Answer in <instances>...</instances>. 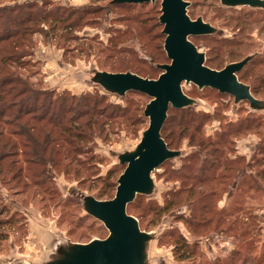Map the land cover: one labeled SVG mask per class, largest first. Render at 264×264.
Here are the masks:
<instances>
[{
    "label": "trees",
    "instance_id": "1",
    "mask_svg": "<svg viewBox=\"0 0 264 264\" xmlns=\"http://www.w3.org/2000/svg\"><path fill=\"white\" fill-rule=\"evenodd\" d=\"M101 1L88 0L87 4L76 7L50 0L0 2V184L7 186L12 194L20 195L24 203L35 198L39 202L54 201L57 194L54 181L59 174L70 175L80 184L89 180L90 169L85 162L89 157V143L94 139L107 141L120 127H132V132H137L144 123L140 105L132 99L112 103L97 90L79 94L65 89L56 91L43 87L41 71L39 68L33 69L37 65L32 61L36 36L41 35L45 39L58 37L65 41L66 32L80 26L84 17L106 13L112 7L133 6H107L104 3L108 0ZM133 26L141 33L138 36L144 37L141 48L158 40L162 44L164 36L161 33L149 36L142 26ZM116 34L110 38L107 58L120 54L134 58L133 50L117 46L118 40H125L128 34L117 31ZM69 39L76 41L79 38L72 35ZM228 42L222 39L219 45L221 48L227 47ZM208 51L205 64H211V68H222L223 58L213 57L219 54L220 48ZM162 52L150 46L146 54L151 62H156ZM226 54L231 56L229 62L238 56L230 51H226ZM126 68V65L114 62L108 69L122 72ZM133 71L141 76V70L136 66ZM237 77L249 85L254 97L260 95L264 98V55L250 60L237 73ZM209 119L208 113L191 107L168 109L160 130L166 146L178 149L186 140L187 146L195 150L185 155L180 168L172 172L179 181V187L166 191L161 204L145 202L143 195H137L128 204L127 212L138 219L139 226L142 224L146 229L155 225L167 214L185 205L189 215H177L176 218L182 220L191 234L235 231L239 216L243 214L240 205L237 203L236 207L224 211L217 209L214 201L217 192L225 191L231 196L241 186H253L260 191L259 180L264 181V133L248 159L243 154H231L235 152L232 148L235 137L246 132L260 134L264 117L247 114L235 123H223L213 136H205L203 127ZM103 183L105 187L94 186L96 197L110 199L115 184L108 183L106 179ZM92 186L89 185L88 189ZM67 200L79 206L74 199ZM2 201L0 193V236L5 233V238L18 224L20 217L16 213H8ZM54 204L59 205L57 202ZM87 217L90 216H83ZM170 238L172 253L178 264H195V259L199 257L196 244L174 231L170 232ZM258 261L262 263L261 258ZM226 264L235 262L229 260Z\"/></svg>",
    "mask_w": 264,
    "mask_h": 264
},
{
    "label": "rangeland",
    "instance_id": "2",
    "mask_svg": "<svg viewBox=\"0 0 264 264\" xmlns=\"http://www.w3.org/2000/svg\"><path fill=\"white\" fill-rule=\"evenodd\" d=\"M14 1L19 3L29 0H0L3 4ZM50 1L72 7L88 3V0ZM186 1L189 2L187 13L190 18L200 17L216 29V33L212 35L189 37L198 50L205 53V58L208 50L217 47L220 48L219 54L212 55L214 59L223 58L222 67L232 60L226 51L238 55L233 61L249 54H255V57L264 55V9L224 7L218 0ZM100 3H103V0ZM159 9V1L133 4L131 7H112L106 13L100 12L84 17L80 26L64 33L67 39L65 41L58 37L45 39L41 35L36 36L32 61L37 65L33 69L39 68L41 71L43 87L56 91L65 89L73 94L97 90L100 94H105L112 103H123L132 99L138 102L142 114L144 104L148 101L146 96L127 92L119 97L105 93L91 81V77L95 71H110L108 68L111 63L119 62L126 65V70L131 72H134L136 66L141 70L142 77L156 78L160 70L155 65L168 63L162 44L158 40L141 48L144 37L138 36L141 33H138L133 25L142 26L149 36L161 33L162 25L158 22ZM85 22L87 23L84 24ZM116 31L128 34L125 40L122 38L118 40L117 46L133 50L134 58L126 54L107 58L109 53L107 47L111 45L110 38L117 35ZM72 35L79 39L70 40ZM222 39L228 40L229 46L221 48L219 44ZM150 46L156 51H163L156 62H151L147 57L146 51ZM209 66L211 68L212 65ZM182 90L194 99L191 108L210 115V119L203 127L205 136H213L223 123H235L247 114L264 117V110H252L245 101L234 103L231 96L219 94L209 88L199 90L192 84L183 83ZM257 98L264 100L260 95ZM142 118L144 123L138 127L137 132H132V127H120L107 141L94 139L89 143V157L85 161L90 169L89 180L80 184L70 175H57L54 181L57 189L54 201L39 202L38 198H35L24 203L20 195L12 194L7 186L0 184L1 199L7 206L8 213H16L20 217L18 226H14L5 238H3L5 233L0 236V264H42L60 245L72 242L85 243L93 238H104L107 235L106 229L100 222L92 217L83 218L85 214L81 202L75 199L71 192L97 198L94 186L105 187L104 179L116 185V179L124 168L118 163L117 155L134 149L142 130L147 126V119L143 115ZM259 131L260 134L246 132L235 137L232 142L235 152L231 156L238 153L248 159L264 133V124L260 126ZM176 150H180L178 157L168 160L152 173L154 189L151 195L144 196L145 202L154 201L161 204L162 196L166 191L179 187V181L174 178L172 172L180 168L183 157L195 148L188 147L186 140H183ZM98 177L101 178L97 179ZM259 181L260 191L253 186L245 188L241 186L234 190L231 196L225 191L217 192L214 201L217 209L227 211L236 207L237 203L240 205L238 206L243 214L239 216L235 231H216L209 235L208 233L191 234L182 220L176 218L177 215H189L185 205L180 206L172 214H167L159 223L147 226L146 229L141 224V229L153 235L147 246V263L178 264L174 259L170 243V232L174 231L184 235L190 243L196 244L199 257L195 259V264L199 262L226 264L229 260H233L235 264H260L258 261L260 258L261 264H264V181ZM89 185H93L91 189H88ZM68 198L74 199L79 206L74 202H68ZM56 202L59 205L56 206L54 204ZM234 252L236 253L233 255Z\"/></svg>",
    "mask_w": 264,
    "mask_h": 264
},
{
    "label": "water",
    "instance_id": "3",
    "mask_svg": "<svg viewBox=\"0 0 264 264\" xmlns=\"http://www.w3.org/2000/svg\"><path fill=\"white\" fill-rule=\"evenodd\" d=\"M159 1L158 22L164 36L162 49L168 63H158L156 78L142 77L129 70L122 72L95 71L91 81L103 92L123 96L127 92L145 95L142 115L147 126L131 151L119 153L117 160L124 168L116 179L110 199L71 192L81 202L82 210L100 222L107 231L104 238L85 243L72 242L54 249L42 264H148L147 246L153 238L140 228L138 219L127 212L128 204L137 195L149 196L154 189L152 173L165 161L178 157L180 150L169 149L160 135L168 109L194 105V99L182 90V84H192L199 90L210 88L233 98L234 103L245 101L252 110H264V100L254 97L250 87L238 80L237 73L255 57L249 54L226 63L220 69L205 64V53L189 39L212 35L216 29L200 17L190 18L186 0H110L107 4H142ZM224 7L264 9V0H218Z\"/></svg>",
    "mask_w": 264,
    "mask_h": 264
}]
</instances>
